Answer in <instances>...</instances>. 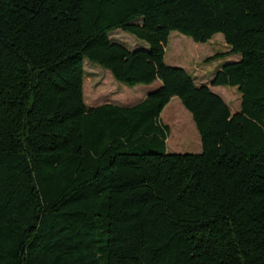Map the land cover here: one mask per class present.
<instances>
[{"label":"trees","instance_id":"obj_1","mask_svg":"<svg viewBox=\"0 0 264 264\" xmlns=\"http://www.w3.org/2000/svg\"><path fill=\"white\" fill-rule=\"evenodd\" d=\"M171 31L240 58L198 85L165 62ZM84 59L161 83L87 106ZM174 96L200 153L167 151ZM0 264H264V0H0Z\"/></svg>","mask_w":264,"mask_h":264},{"label":"rangeland","instance_id":"obj_2","mask_svg":"<svg viewBox=\"0 0 264 264\" xmlns=\"http://www.w3.org/2000/svg\"><path fill=\"white\" fill-rule=\"evenodd\" d=\"M109 38L120 43L128 50L147 49L148 44L134 35L121 29L109 32ZM226 45L221 33L214 34L206 42H195L191 37L177 31H171L165 47V62L168 65L185 68L196 84L209 85L210 78L223 65L234 58H218L206 60L216 53L226 52ZM240 56L239 54L236 55ZM83 94L87 106H95L105 102L120 105H133L144 95L159 87V80L149 85L139 84L128 86L114 79L111 72L95 62L84 59ZM229 106L230 110L238 111L241 98L236 87L210 86ZM160 120L170 127L166 139L169 153H200L202 150L199 133L191 113L182 105L178 97L171 98L163 108Z\"/></svg>","mask_w":264,"mask_h":264},{"label":"crops","instance_id":"obj_3","mask_svg":"<svg viewBox=\"0 0 264 264\" xmlns=\"http://www.w3.org/2000/svg\"><path fill=\"white\" fill-rule=\"evenodd\" d=\"M228 50H229V47L227 48V51H228ZM236 55H237V54H231V55L226 56L225 58H234L233 61H237V60L240 58V56L237 57ZM229 62H230V61H229ZM221 66H222V65H221ZM221 66H218V69H219ZM218 69H217V70H218ZM193 78H194V77H193ZM211 78H212V77H211ZM211 78H210V80H211ZM160 83H161V82L159 81V84H160ZM148 93H149V92H148ZM148 93H147V94H148ZM147 94H146V95H147ZM146 95H144V96H143L141 99H139V100H140V101L143 100V99L146 97ZM138 102H139V101H138ZM134 104H135V103H134ZM239 108H240V106H239ZM231 112H232V113H235V112H237V111H232V110H231Z\"/></svg>","mask_w":264,"mask_h":264}]
</instances>
